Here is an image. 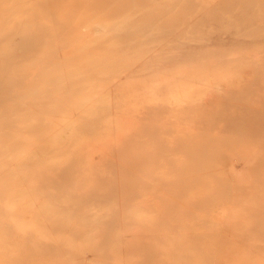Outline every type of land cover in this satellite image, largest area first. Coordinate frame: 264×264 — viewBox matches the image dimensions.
Here are the masks:
<instances>
[{
	"label": "rangeland",
	"instance_id": "obj_1",
	"mask_svg": "<svg viewBox=\"0 0 264 264\" xmlns=\"http://www.w3.org/2000/svg\"><path fill=\"white\" fill-rule=\"evenodd\" d=\"M0 264H264V0H0Z\"/></svg>",
	"mask_w": 264,
	"mask_h": 264
}]
</instances>
